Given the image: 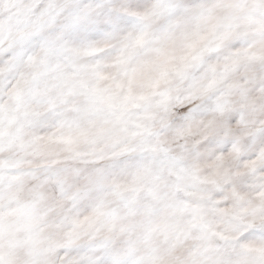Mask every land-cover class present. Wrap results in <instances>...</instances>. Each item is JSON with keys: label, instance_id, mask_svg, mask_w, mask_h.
I'll return each instance as SVG.
<instances>
[{"label": "snow or ice", "instance_id": "6c2138e0", "mask_svg": "<svg viewBox=\"0 0 264 264\" xmlns=\"http://www.w3.org/2000/svg\"><path fill=\"white\" fill-rule=\"evenodd\" d=\"M0 264H264V0H0Z\"/></svg>", "mask_w": 264, "mask_h": 264}, {"label": "clouds", "instance_id": "9594fccd", "mask_svg": "<svg viewBox=\"0 0 264 264\" xmlns=\"http://www.w3.org/2000/svg\"><path fill=\"white\" fill-rule=\"evenodd\" d=\"M249 117L250 126H256L259 123L254 115L249 114ZM209 118L210 114L197 117L190 125L179 130L172 128L161 129L160 139L165 143L166 147L179 152L184 159L191 160L194 158L195 150L198 148L199 144L206 138L213 135L220 136L222 139L224 138V129L220 126H216L215 128L211 127L208 124ZM243 133V128L234 127L229 131L228 135L234 138H242ZM216 155H220V153H216L215 155L203 152L200 153V170L198 175L202 179H207L209 182L215 181L217 183H222L229 177L232 179H239L237 174L240 173L242 169L239 167L238 159L234 156L229 157L227 154H224L226 158L218 160L215 158ZM185 183L192 184L193 181L190 177H186ZM211 186V183L196 184L195 187L190 190H203L211 188ZM249 194L251 195V192Z\"/></svg>", "mask_w": 264, "mask_h": 264}]
</instances>
